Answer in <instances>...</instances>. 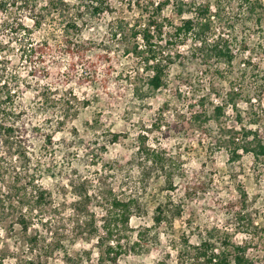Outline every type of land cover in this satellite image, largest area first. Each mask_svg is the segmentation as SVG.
I'll return each instance as SVG.
<instances>
[{
  "label": "rangeland",
  "instance_id": "1",
  "mask_svg": "<svg viewBox=\"0 0 264 264\" xmlns=\"http://www.w3.org/2000/svg\"><path fill=\"white\" fill-rule=\"evenodd\" d=\"M129 1L114 0L111 12L85 27L87 62L75 67L67 82L46 75V70L65 71L60 49L29 58L19 44L8 41L9 30L0 34V47H5L0 57L8 60L10 73L15 70L28 83L21 85L17 103H24L43 130L33 140L29 160L40 163L38 183L48 193L42 205L22 204L26 166L11 150V167L21 177L12 180L9 175L16 174L0 166V195L14 202L13 210L0 205L2 264H109L102 253L107 242L100 247L96 228L106 219L109 201L127 195L141 199L146 210L130 218L118 264H180L173 247L196 245L206 230L229 237L249 261L264 264V159L256 162L239 152L241 157L233 160L229 145L234 131L264 127V0H185L195 10L208 3L215 11L218 5L219 14L205 35L179 41L170 26L176 21L175 3L166 4L155 16L166 23L163 41L173 37L164 56L170 57L167 87L159 91L147 87L149 72L125 52L129 39L121 43L112 36L119 23L147 22L148 12ZM194 15L186 12L183 19ZM51 31L46 26L32 38L39 42ZM216 38L228 40L230 63L214 55ZM217 106L223 108L220 115ZM46 135L53 145L44 143ZM112 135L122 137L113 142ZM149 149L165 155L176 191H162L163 178L154 173L148 187L142 186L138 164ZM129 155L133 163L124 164ZM169 197L182 212L170 225L154 228V209ZM21 211L30 215L27 230L17 221ZM143 227H150L147 244L130 250ZM182 264L199 262L190 256Z\"/></svg>",
  "mask_w": 264,
  "mask_h": 264
},
{
  "label": "trees",
  "instance_id": "2",
  "mask_svg": "<svg viewBox=\"0 0 264 264\" xmlns=\"http://www.w3.org/2000/svg\"><path fill=\"white\" fill-rule=\"evenodd\" d=\"M170 2L175 3L172 17L176 21L170 25L172 36L178 41L188 35L195 37L205 35L219 14L218 5H214L216 10L211 11L212 5L208 3L195 10L192 3L185 0H166L158 3L151 0L129 1V6H135L142 12H148L147 22L145 24L119 23L112 36L121 43H125L129 39L128 44H125V48H123L127 54L134 58V64H141L144 70L149 72L146 84L151 91H159L167 87V66L170 64V57L164 56L168 55L165 50L171 44L169 40H172L173 37L170 36L169 39L163 41V36L166 34V23L160 20V17L155 16L161 14L163 7ZM113 3L114 0H0V15L3 18L0 23V34L9 30L12 35L9 36L8 41L14 40L16 44H19L20 49L23 48L24 54H28L29 58L36 55L38 59L44 58L45 55H51L54 48L60 49L62 58L67 61L65 71L59 69L58 74L54 75L46 70V75H49L48 77L53 80L58 76L60 80L67 82L70 80V74L76 70L75 67L87 62L85 53L87 43L82 39L83 30L91 24L92 20L111 12ZM151 6L153 10L149 12L148 9ZM188 8H190L189 11H187ZM186 12L190 14L194 12L195 15L192 18L183 19ZM12 14H18V16L12 17ZM22 14L25 15L24 18L30 20V27L23 22ZM46 26L52 30L50 37H44L39 42L34 41L32 35L36 31L43 30ZM57 32L61 34L59 39H57ZM137 39L141 40V44L137 43ZM50 40L54 43H51ZM199 44L201 43L199 42ZM4 48L0 47V51ZM228 48V40L224 38H216L212 45L214 55L219 59L225 58L230 63L232 56ZM52 60L54 62V55ZM56 62L60 64L61 61ZM7 64L8 60L6 61L5 57H0V149L3 150V152L0 151V166L4 168L5 172L16 174L15 176L9 175L14 180L21 177V174L11 167L14 155L11 154V150L24 161L26 167H23L24 174L22 176L26 179V183L20 189L23 190L22 199L26 200H22L24 201L22 204L31 205L30 203H33L38 206L44 204L48 193L38 183L42 174L41 166L40 163L29 160L33 155V151H29V149L32 150L33 140L38 138L43 130L29 113L27 107L23 106L24 103L20 101L17 103V94L21 85L27 86L28 83L21 80L15 70L10 73ZM33 72L35 73L36 69ZM93 74L94 71L91 72V76ZM138 92L136 90V93ZM229 95L232 102L235 93L231 92ZM166 109V104H163L161 111L164 112ZM222 109L217 106L214 111L220 115ZM193 117L199 119L200 115ZM121 137V135H112V140L117 142ZM230 138L229 145L233 148L231 159L240 158L239 152L250 154L256 162L264 159V127H260V129L258 127L256 129L240 128L234 131ZM43 141L46 145H53L49 135H46ZM102 150H104L103 147ZM132 158L129 155L124 159L126 160L124 164H132ZM140 159H142L138 164L141 168L140 181L144 188L148 187L150 177L154 173L163 178V186L160 187L162 191H176L174 169L171 168L164 154L158 149H149V153ZM30 163H32L31 167ZM5 164L6 166H3ZM0 205L6 206L7 209L10 207V210L14 209L12 207L14 202L4 199L1 195ZM145 210V205L135 195H127L123 199L114 196L109 201L105 211L106 219L96 228V232L101 234L99 236L100 247L107 242L106 249L102 250V253L109 264H118L117 260L123 252L121 242L127 238V231L130 230V218L135 214L145 213ZM181 212V205L173 202L170 197L167 198L164 203L157 205L154 209L152 215L154 228L163 224L170 225L176 217L180 216ZM29 216L28 213L25 214L22 211L17 215V221L20 222L24 230H27L31 224ZM149 232L150 227H143L142 231L138 232L133 246L129 249L136 251L137 248L147 244L146 238ZM185 242L187 241L183 243ZM190 246L188 248L183 244L180 248L173 247L177 252L180 264L190 256L193 261L199 262V264H253L243 255L242 247L232 243L227 236L217 235L216 237L211 230L200 234L197 244ZM0 264H2L1 260Z\"/></svg>",
  "mask_w": 264,
  "mask_h": 264
}]
</instances>
